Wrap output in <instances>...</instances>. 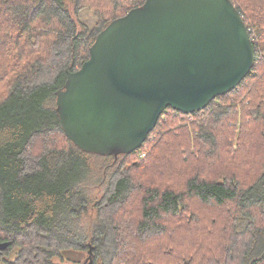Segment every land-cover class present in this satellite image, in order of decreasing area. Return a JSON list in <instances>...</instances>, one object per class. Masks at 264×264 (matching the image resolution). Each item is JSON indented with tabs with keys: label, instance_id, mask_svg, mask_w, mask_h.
I'll return each mask as SVG.
<instances>
[{
	"label": "trees",
	"instance_id": "trees-1",
	"mask_svg": "<svg viewBox=\"0 0 264 264\" xmlns=\"http://www.w3.org/2000/svg\"><path fill=\"white\" fill-rule=\"evenodd\" d=\"M143 1L0 0V264L89 248L92 264H264V0H231L254 65L203 110L167 107L129 154L82 151L61 126L67 72ZM90 212L85 237L62 231Z\"/></svg>",
	"mask_w": 264,
	"mask_h": 264
},
{
	"label": "water",
	"instance_id": "water-1",
	"mask_svg": "<svg viewBox=\"0 0 264 264\" xmlns=\"http://www.w3.org/2000/svg\"><path fill=\"white\" fill-rule=\"evenodd\" d=\"M254 60L231 0H144L96 35L89 57L56 92V111L82 151L129 154L167 107L203 110L237 87Z\"/></svg>",
	"mask_w": 264,
	"mask_h": 264
},
{
	"label": "rangeland",
	"instance_id": "rangeland-1",
	"mask_svg": "<svg viewBox=\"0 0 264 264\" xmlns=\"http://www.w3.org/2000/svg\"><path fill=\"white\" fill-rule=\"evenodd\" d=\"M79 20L86 25L92 27L96 21V18L93 16L91 12H88L86 10L82 11L79 16ZM89 182V181H88ZM89 189V193L91 192V196H100L104 189L105 184H102L99 188H96L89 184L86 185ZM95 222V216L93 212L83 214L80 216L79 219L74 221L70 226L66 227L62 231L69 230L72 231V233L77 234L79 238L85 237L86 231L90 230V228L93 227V224ZM247 222L246 218H242L240 226H244ZM75 223V224H74ZM88 258L89 253L88 250H64L62 251V254L60 257L54 258V262L56 264H88Z\"/></svg>",
	"mask_w": 264,
	"mask_h": 264
}]
</instances>
